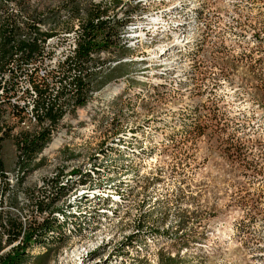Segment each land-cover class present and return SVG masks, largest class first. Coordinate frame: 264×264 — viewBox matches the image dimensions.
<instances>
[{
    "label": "rangeland",
    "instance_id": "obj_1",
    "mask_svg": "<svg viewBox=\"0 0 264 264\" xmlns=\"http://www.w3.org/2000/svg\"><path fill=\"white\" fill-rule=\"evenodd\" d=\"M69 1L29 0L60 9L55 35L37 60L1 76L0 160L15 182L0 181V255L12 224L47 215L38 212L44 202L77 218L30 248L23 264H161L178 254L181 264H264V0L141 1L121 31L125 48L97 56L102 87L51 128L20 180L21 122L28 133L50 125L31 121L34 83L58 89L59 63L74 55L81 22L61 9ZM115 1L75 2L82 11L112 2L108 15L118 17L138 3L117 10ZM12 14L30 22L17 1L0 0V25ZM211 113L229 117L221 137L242 143L251 168L226 158L215 129L197 135L200 116ZM57 178L65 195L52 202Z\"/></svg>",
    "mask_w": 264,
    "mask_h": 264
},
{
    "label": "trees",
    "instance_id": "obj_2",
    "mask_svg": "<svg viewBox=\"0 0 264 264\" xmlns=\"http://www.w3.org/2000/svg\"><path fill=\"white\" fill-rule=\"evenodd\" d=\"M13 1L20 4L21 13L27 15L30 22L21 23L12 14L0 25V91L2 92L5 91L7 82L1 76L5 72H10L14 76L16 72L22 70L23 64L35 61L42 56L46 51L48 40L55 35L53 30L60 18V9L40 10L39 7L30 5L29 0ZM75 1L70 0V3H64L61 9H65L70 16L77 17L81 22L77 48L72 57L66 56L64 61L59 63L63 73H60L62 76L59 79L62 81L58 89L51 88V82H47L46 85H43V82L34 83L33 92L37 100L33 109L40 123L49 122L50 125L37 133H25L23 144L20 140H16L17 150L21 152L16 165L23 172L20 180H23L24 174L29 170L31 160L50 143L51 128L57 127L68 110L75 112L76 109L84 107L93 90L102 87L99 81L102 74L100 67L105 63L97 56L102 52H113L122 47L125 48V44H120L121 31L125 32L127 25L131 22L133 12H136L139 7V3H136L135 6L129 7L123 17H118L116 13L113 16L108 15L111 7L107 5L90 3L82 11ZM122 1H115V9L126 5ZM134 2L136 0L132 1ZM112 9H114L113 6ZM49 23L51 27L44 31L42 26ZM228 118L224 114L216 113L200 116V121L195 126V130L200 131L197 135H203L210 128L215 129L219 133L220 144L227 145L224 147L226 158L230 159L233 165L251 168L253 163L249 161V154L241 147L242 143L221 137ZM1 131L0 124V133ZM191 133L193 131L186 130V134ZM2 140L3 137H0V150ZM2 167L3 163L0 160V169ZM59 180L60 178H57L55 182L57 192L52 202H56L65 195L61 193L65 189L62 185L63 181ZM38 212L40 215L47 214L40 222L37 221L28 226L21 223L12 224V227L8 229L7 243L11 246L7 253L0 255V264H23L30 248L34 245H48L49 238L56 233H61L68 218L70 216L77 218L78 214L77 211L71 212L69 208L51 209L44 202L38 204ZM57 214L62 216L63 223ZM73 226L81 228V225L76 222ZM148 237L139 239L141 247L147 243ZM127 240H129L127 245L133 247L132 239ZM179 259V254L175 258L169 256L161 264H181Z\"/></svg>",
    "mask_w": 264,
    "mask_h": 264
},
{
    "label": "bare ground",
    "instance_id": "obj_3",
    "mask_svg": "<svg viewBox=\"0 0 264 264\" xmlns=\"http://www.w3.org/2000/svg\"><path fill=\"white\" fill-rule=\"evenodd\" d=\"M141 1L144 2V0H137L138 3H141ZM151 1H152V0H151ZM153 1H154V0H153ZM156 2H158V1H156ZM99 4H100V3H99ZM102 5H103V4H102ZM104 5L110 6V5H112V2H109V3H106V4L104 3ZM120 8H121V7H118L117 10L120 9ZM78 28H79V27H77V29H78ZM80 28H81V27H80ZM80 30H81V29H80ZM79 32H80V31H79ZM123 35H124V34H123ZM123 35H121V38L124 37ZM49 40H50V39H49ZM101 54H103V53H101ZM0 124H1V127H2V131H1V133H0V135H1L0 137H3L4 132H6V131H5V128L3 127L2 123H0ZM23 128H24V131H23L22 133H19V134L17 135V137H16L18 140H20V143H22V144H23V142H22V141H23V137H25V136H24L25 133H28V132H26V130H27L26 127H23ZM17 139H16V140H17ZM58 144H59V143H58ZM15 147H16V153H17V159H16V160H18V155H19V153H21V152L17 150V144H16ZM21 173H22V172H21ZM6 174H8L7 171L5 172L3 169H0V181H1L2 179L6 180ZM22 174H23V173H22Z\"/></svg>",
    "mask_w": 264,
    "mask_h": 264
},
{
    "label": "built area",
    "instance_id": "obj_4",
    "mask_svg": "<svg viewBox=\"0 0 264 264\" xmlns=\"http://www.w3.org/2000/svg\"><path fill=\"white\" fill-rule=\"evenodd\" d=\"M105 18H107V17H105ZM78 36H79V35H78ZM77 41H78V40H77ZM77 41H75V42L73 43V54L75 53V50H76V48H77ZM48 42H49V40H48ZM3 92H4V91H3ZM3 92L0 91V94L3 93ZM0 96H1V95H0ZM31 121L34 122V123L39 122L37 116H32ZM21 124H22L23 127H27V126H26V125H27V122H26L25 120H23V121L21 122ZM14 172H15V170H14V171H11V174H6V185H8V184H9L10 186H13V185H14V182H15V180H14Z\"/></svg>",
    "mask_w": 264,
    "mask_h": 264
}]
</instances>
